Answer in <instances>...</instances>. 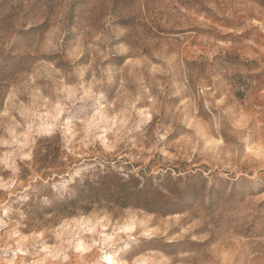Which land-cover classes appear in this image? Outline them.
I'll return each instance as SVG.
<instances>
[{
	"label": "rangeland",
	"instance_id": "obj_1",
	"mask_svg": "<svg viewBox=\"0 0 264 264\" xmlns=\"http://www.w3.org/2000/svg\"><path fill=\"white\" fill-rule=\"evenodd\" d=\"M0 264H264V0H0Z\"/></svg>",
	"mask_w": 264,
	"mask_h": 264
},
{
	"label": "trees",
	"instance_id": "obj_2",
	"mask_svg": "<svg viewBox=\"0 0 264 264\" xmlns=\"http://www.w3.org/2000/svg\"><path fill=\"white\" fill-rule=\"evenodd\" d=\"M45 164H50L46 161ZM95 181H74L70 189L73 195L57 198L42 204L39 217L52 215L53 220L87 215L93 206L113 207L117 209H141L149 211L155 193L147 186L140 185V179L132 175H120L106 172L95 175ZM50 185L49 183H47Z\"/></svg>",
	"mask_w": 264,
	"mask_h": 264
},
{
	"label": "bare ground",
	"instance_id": "obj_3",
	"mask_svg": "<svg viewBox=\"0 0 264 264\" xmlns=\"http://www.w3.org/2000/svg\"><path fill=\"white\" fill-rule=\"evenodd\" d=\"M124 230L125 231H131L132 230V226L131 225H127V226H125Z\"/></svg>",
	"mask_w": 264,
	"mask_h": 264
}]
</instances>
